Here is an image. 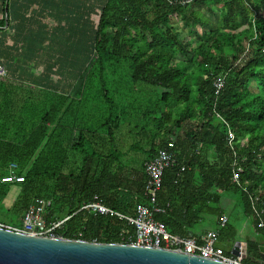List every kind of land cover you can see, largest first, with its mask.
I'll return each mask as SVG.
<instances>
[{"label": "trees", "instance_id": "obj_1", "mask_svg": "<svg viewBox=\"0 0 264 264\" xmlns=\"http://www.w3.org/2000/svg\"><path fill=\"white\" fill-rule=\"evenodd\" d=\"M73 1L82 11L58 8L53 16L66 28L50 35L44 16L14 28L9 0H0V56L6 43L18 53L0 75V224L21 226L35 198H48L47 221L68 216L56 236L131 243L125 219L80 207L97 195L133 215L147 203L144 163L173 142L176 163L163 172L154 219L199 238L193 226L214 216L217 244L232 246L238 225L220 223L222 192L231 189L256 255L264 244V0ZM33 2L13 4L11 18L31 19ZM11 172L23 179L2 182Z\"/></svg>", "mask_w": 264, "mask_h": 264}, {"label": "built area", "instance_id": "obj_2", "mask_svg": "<svg viewBox=\"0 0 264 264\" xmlns=\"http://www.w3.org/2000/svg\"><path fill=\"white\" fill-rule=\"evenodd\" d=\"M4 72V66L0 65V75L4 74ZM221 83L222 81L219 80L217 88L220 87ZM216 115L219 117L218 114ZM233 137V133L228 130L229 144H231ZM173 147V142H169L166 146L157 149L156 153L144 163L145 181L143 191L147 203H137L134 207L133 215L114 211L105 205L97 195H94L90 201L84 203L80 209H86L92 213L113 214L125 219L135 229L132 244L170 248L187 254L221 260L230 264H246L243 263L241 256L243 251L233 250L228 252V254L225 253V250L217 244L218 234L215 230H210L200 235L199 238L178 237L170 234L163 222L154 219L155 213L163 211V208L156 204V194L161 186L163 172L166 168L176 163ZM180 170H183V167H180ZM241 171V167L234 161L232 168L233 182L238 183ZM22 179L21 175H17L14 172L1 177L2 182L21 181ZM50 204L51 200L48 198H35L23 212L21 226L0 225L33 235L56 236V230L62 226L68 216L47 221L45 214ZM254 212L259 216V213L255 209ZM226 221L227 216L222 215L220 219L221 225Z\"/></svg>", "mask_w": 264, "mask_h": 264}, {"label": "water", "instance_id": "obj_3", "mask_svg": "<svg viewBox=\"0 0 264 264\" xmlns=\"http://www.w3.org/2000/svg\"><path fill=\"white\" fill-rule=\"evenodd\" d=\"M241 256L255 264L264 263V244H257V255L244 249ZM0 264L230 263L164 247L33 235L0 225Z\"/></svg>", "mask_w": 264, "mask_h": 264}, {"label": "rangeland", "instance_id": "obj_4", "mask_svg": "<svg viewBox=\"0 0 264 264\" xmlns=\"http://www.w3.org/2000/svg\"><path fill=\"white\" fill-rule=\"evenodd\" d=\"M26 1L27 0H23V2H21V0H9V6H10L9 7V16H10L9 19H10V24H14L13 26H14V28H16L17 25H15V24H18L16 22L25 23L26 21H34V20H37L38 21V18H36V16H44L46 18L45 20L47 21V25L46 26L50 30V35H53L56 32H58L57 31L58 29L66 28L64 26H59L57 24V21L55 20V18L53 16V14L56 12V10L58 8H60V7H66V9L69 10L68 12H70V14H75L77 11H82V8L84 7V6H82V8L75 9L74 8V5L76 3H82V2H77V1L75 2L73 0H71V3L70 2H66L65 3V2H63V0H54V2H56V4H54L52 6L45 5L43 0H34V2H33L34 3V6H33L34 7V12H33V17L31 19H29V18H25V19L22 18L21 20H14V18L12 19L11 17H15V15H13V12L14 11L12 9L13 8L12 5L15 4V3H17V4H19L18 7H20V5L23 4V3H25ZM84 1H86V0H84ZM68 5H70V6L68 7ZM47 7H49V8H47ZM51 11H52V13H50ZM18 13H23V12H18ZM0 16H1V14H0ZM208 16L211 17V18H213V15L212 14H210V15L208 14ZM176 17L177 18L173 19V23L174 24H181L182 25V22H181L179 16H176ZM91 18H92V20L94 22H96L97 21V18H98L97 13L92 14ZM65 19L67 20V18H65ZM36 24H33V27L36 26ZM184 30H185L184 33H187V30L188 29H187V27L185 25H184ZM67 31L68 30H66V31L64 30L61 33V39H62L63 36H65V35L67 36V34H68ZM184 33H183V35H185ZM49 46H50L49 50H51L52 44L49 45ZM47 48H48V46H47ZM177 58H178V60L186 61V58L187 57L178 54L177 55ZM155 90H158V89L155 88ZM158 92H159V90H158ZM16 191H17V187H15L14 185H12L10 187V191H9V194L8 195L11 196V197L12 196L14 197L16 195ZM232 193H233V191L231 189L222 192V197H223L222 204H221L222 205V208L228 214V218H229V221L231 223H234L235 225H238V227H240V225H241V226H243L245 228L246 227L248 228V219L246 217H244V215L242 213L241 206L238 203V201L237 200H235V201L234 200H231L230 201V204H228V205L226 203H224L225 202L224 196L225 197L227 195L230 196V195H232ZM225 204H226L227 207L225 206ZM5 205H8V202H6ZM214 224H215V217L214 216H205L200 223H197V224H195L193 226L192 230L193 231H197V230L199 231L201 229L213 228L215 226Z\"/></svg>", "mask_w": 264, "mask_h": 264}, {"label": "crops", "instance_id": "obj_5", "mask_svg": "<svg viewBox=\"0 0 264 264\" xmlns=\"http://www.w3.org/2000/svg\"><path fill=\"white\" fill-rule=\"evenodd\" d=\"M93 1V0H92ZM9 32V31H8ZM7 45H9L8 43H6L4 46L6 47L5 49H3V52H5V55H3L2 57L0 56V60L2 61L1 63H0V65H3L4 67H5V72L7 71V74L8 73H11V69H14L15 68V66H12L11 64L13 63V61H12V56L14 55V54H18L17 52H14L13 50H12V47L10 48L9 46H7ZM21 45V43H16L14 46L15 47H18V46H20ZM3 46V47H4ZM2 47V46H1ZM8 66V67H7ZM9 66H11L12 68H10ZM41 66H38V67H36V68H34V69H31L32 70V72H34L35 74H37V73H39L40 71H41ZM9 75V74H8ZM23 76H25V75H22V78H24ZM21 77V76H20ZM52 79H56V76L55 75H53L52 76ZM224 198H225V202L224 203H226L227 205L228 204H230V201L231 200H236V199H234V197L232 196V195H227L226 197L224 196ZM226 204H225V206H226ZM227 207V206H226ZM223 215H226L227 216V218H228V214L227 213H224ZM210 230H213V228H206V229H201V230H197V231H195L196 232V235H198V236H200V235H202V234H204V233H206V232H208V231H210ZM239 238H238V240L237 241H235V243L232 245V246H229V245H227V244H224V245H222V248L224 249V250H229V252H231V251H233V250H235V251H243L244 249H247V245H246V237L247 238H249V235H250V228H249V226H248V228L246 227H243V226H241L240 225V227H239ZM257 255V254H256Z\"/></svg>", "mask_w": 264, "mask_h": 264}]
</instances>
